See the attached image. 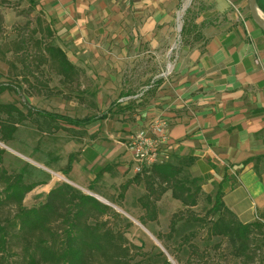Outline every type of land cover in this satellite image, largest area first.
<instances>
[{"label": "crops", "instance_id": "crops-1", "mask_svg": "<svg viewBox=\"0 0 264 264\" xmlns=\"http://www.w3.org/2000/svg\"><path fill=\"white\" fill-rule=\"evenodd\" d=\"M187 2L0 0L6 29L41 15L54 44L81 73L74 91L54 75L49 85L58 92L27 95L20 77L11 80L9 64L0 59V85L7 87L0 94L20 100L1 103L14 102L26 112L25 99L41 110L36 102L46 98L47 112L95 116L71 124L32 114L34 129L49 133L59 155L49 168L63 177L52 180L46 194L65 181L107 201L100 186L119 188L137 173L129 136L163 119L168 126L161 157H193L188 172L199 179L203 193L214 195L221 184L224 204L240 221L264 223V32L251 18L248 0ZM258 2L264 16V0ZM181 18L185 25L179 35ZM144 54L160 70L142 91L129 90L123 68ZM69 157L70 169L63 173ZM35 182L30 191L39 192L36 187L44 182ZM133 192L136 198L142 195L144 185L130 184L124 196ZM163 195L171 197L169 190Z\"/></svg>", "mask_w": 264, "mask_h": 264}, {"label": "trees", "instance_id": "trees-1", "mask_svg": "<svg viewBox=\"0 0 264 264\" xmlns=\"http://www.w3.org/2000/svg\"><path fill=\"white\" fill-rule=\"evenodd\" d=\"M3 23L0 16V59L9 64L11 80L19 76L27 95H50L58 92L49 85L50 79L59 75L74 91L80 70L54 44L53 31L41 15L27 19L11 30ZM5 88L0 85V91ZM24 107L26 112L18 109L14 102H0L1 141L12 139L16 124L31 121L33 113L60 118L71 124H85L95 118L76 119L33 110L29 105ZM3 153L0 147V264H140L131 262L123 231L111 224V218L117 216V212L72 184L62 181L47 192L41 203L25 206V194L37 183L26 182L21 171L9 170L4 165ZM70 161L71 157L63 173L70 169ZM193 161L191 156H177L175 161H162L143 168L119 186L118 204L130 184L142 183L145 192L137 197V202L144 211L139 220L145 224L157 219V201L169 190L171 197L183 206L171 215L169 235L179 220L197 221L207 237L215 236L225 242L226 252L235 264H251L256 260L259 247L255 240L264 234V223L260 220L240 221L224 204L221 184L203 215L188 210L197 205L202 194L199 179L188 172ZM206 198L211 200L210 195ZM194 234L191 232L184 239L190 241ZM188 246L190 256L203 257L197 244L188 242ZM163 264L169 262L164 260Z\"/></svg>", "mask_w": 264, "mask_h": 264}, {"label": "rangeland", "instance_id": "rangeland-1", "mask_svg": "<svg viewBox=\"0 0 264 264\" xmlns=\"http://www.w3.org/2000/svg\"><path fill=\"white\" fill-rule=\"evenodd\" d=\"M2 12L3 8H0V16H3ZM3 24L5 27V23ZM151 61L152 58L146 54L134 57L131 65L128 64L123 68L124 79L126 80L124 86L128 87L129 90L142 91L151 74H156L160 70ZM1 101L20 102L19 99L16 100L14 95L7 92L0 94ZM26 105H32L31 99L24 100V106ZM36 105L43 107L41 110L46 111L50 107L46 98L37 101ZM48 134L47 131L37 132L30 121H25L18 127L13 139L6 142L0 140V147L4 150V165L9 170L21 171L26 182L38 180L44 182L36 187V189L41 188L39 192L29 191L25 194L23 199L25 206L39 204L46 196L47 185L52 180L58 182L63 178L60 172L52 171L49 168L58 164L59 155H54L55 146L52 145ZM59 149L63 150V147L61 146ZM176 158V155L161 157L163 161H175ZM99 191L102 193L100 197L107 200L108 202H105L111 206L113 211L117 212V216L111 218V224L116 229L120 228L123 231L129 246L131 262L163 264L164 260H167L169 264H173L169 260L171 257L176 264H235L226 252L225 242H221L220 238L215 236L207 237L197 221L181 219L176 223L174 232L169 235L171 215L183 208V206L177 205L169 195H163L157 201V219L143 224L139 217L143 215L144 211L137 202L135 192L124 196L122 203L118 204V187L100 186ZM206 195H210L211 200H207ZM212 200V193L202 192L197 205L188 210L203 215L211 206ZM191 232H195V234L192 235L190 241H186L184 238L189 236ZM188 242L198 245L203 252L202 258L196 255L190 256ZM255 244L259 249H257L256 260L251 264H264V234L256 237Z\"/></svg>", "mask_w": 264, "mask_h": 264}, {"label": "built area", "instance_id": "built-area-1", "mask_svg": "<svg viewBox=\"0 0 264 264\" xmlns=\"http://www.w3.org/2000/svg\"><path fill=\"white\" fill-rule=\"evenodd\" d=\"M167 126L165 120L156 119L149 124L148 130L137 131L129 136L127 148L132 155L136 172L163 161L160 145L166 141Z\"/></svg>", "mask_w": 264, "mask_h": 264}, {"label": "water", "instance_id": "water-1", "mask_svg": "<svg viewBox=\"0 0 264 264\" xmlns=\"http://www.w3.org/2000/svg\"><path fill=\"white\" fill-rule=\"evenodd\" d=\"M189 2H190V0H188L187 5L189 4ZM248 5H249V11H250L251 18L254 20V22L264 32V16L261 14V11H260V9L258 7V4H257V0H248ZM181 28H182V18L180 19V24H179V35H180V32H181ZM87 193L90 194L89 192H87ZM95 197L97 199H99L100 201H103L100 198H98L97 196H95ZM103 202L106 203V204H108L105 201H103Z\"/></svg>", "mask_w": 264, "mask_h": 264}, {"label": "bare ground", "instance_id": "bare-ground-1", "mask_svg": "<svg viewBox=\"0 0 264 264\" xmlns=\"http://www.w3.org/2000/svg\"><path fill=\"white\" fill-rule=\"evenodd\" d=\"M170 260L173 264H176V262L173 260V258L170 257Z\"/></svg>", "mask_w": 264, "mask_h": 264}]
</instances>
